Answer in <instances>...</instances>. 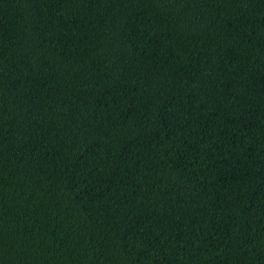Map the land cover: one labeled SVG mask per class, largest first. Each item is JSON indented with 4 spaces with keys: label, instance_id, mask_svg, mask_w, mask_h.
I'll return each instance as SVG.
<instances>
[{
    "label": "trees",
    "instance_id": "16d2710c",
    "mask_svg": "<svg viewBox=\"0 0 264 264\" xmlns=\"http://www.w3.org/2000/svg\"><path fill=\"white\" fill-rule=\"evenodd\" d=\"M0 264H264V0H0Z\"/></svg>",
    "mask_w": 264,
    "mask_h": 264
}]
</instances>
